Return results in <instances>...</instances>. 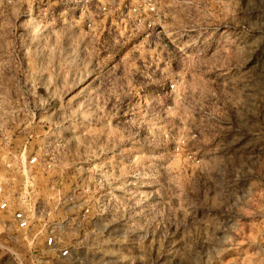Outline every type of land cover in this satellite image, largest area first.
I'll list each match as a JSON object with an SVG mask.
<instances>
[{
  "label": "rangeland",
  "instance_id": "obj_1",
  "mask_svg": "<svg viewBox=\"0 0 264 264\" xmlns=\"http://www.w3.org/2000/svg\"><path fill=\"white\" fill-rule=\"evenodd\" d=\"M0 147L49 264H264V0H0Z\"/></svg>",
  "mask_w": 264,
  "mask_h": 264
},
{
  "label": "built area",
  "instance_id": "obj_2",
  "mask_svg": "<svg viewBox=\"0 0 264 264\" xmlns=\"http://www.w3.org/2000/svg\"><path fill=\"white\" fill-rule=\"evenodd\" d=\"M29 164L41 166L37 157L30 159ZM7 167L8 169L12 168V164H8ZM45 168H52V164L48 162ZM23 175L25 176L24 184L13 195V198L8 197L5 182L0 179V216L7 215L10 217V226L15 230L14 238L23 237L28 240L33 237L28 249L31 262L27 263L14 254L16 264H49V262H56L57 260L70 259L72 245L57 235L55 231L57 227H53L47 221L42 222L38 216L40 207L33 202L32 198V181L29 179L26 170L23 171ZM85 213L88 214L89 210L87 209ZM38 221L43 226L35 231L34 225Z\"/></svg>",
  "mask_w": 264,
  "mask_h": 264
}]
</instances>
